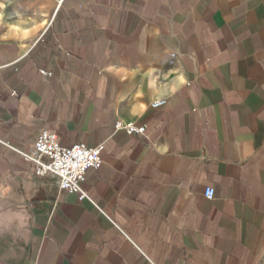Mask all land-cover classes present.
Listing matches in <instances>:
<instances>
[{
    "label": "crops",
    "instance_id": "0c3cea01",
    "mask_svg": "<svg viewBox=\"0 0 264 264\" xmlns=\"http://www.w3.org/2000/svg\"><path fill=\"white\" fill-rule=\"evenodd\" d=\"M0 264H264V0H0Z\"/></svg>",
    "mask_w": 264,
    "mask_h": 264
},
{
    "label": "built area",
    "instance_id": "2783aa9c",
    "mask_svg": "<svg viewBox=\"0 0 264 264\" xmlns=\"http://www.w3.org/2000/svg\"><path fill=\"white\" fill-rule=\"evenodd\" d=\"M44 74H51L47 69H41ZM167 101L158 98L151 102L153 106H160ZM117 128H124L129 133H145V124H136L133 121L125 123L117 121ZM104 143L90 146L85 142H76L72 145H63L54 130L43 129L38 135L33 147L19 149L24 159L35 162L36 174L55 178L62 189L77 192L81 199L88 197L84 187L86 172L89 167H100L103 162ZM204 194L213 198L215 188L208 185Z\"/></svg>",
    "mask_w": 264,
    "mask_h": 264
}]
</instances>
